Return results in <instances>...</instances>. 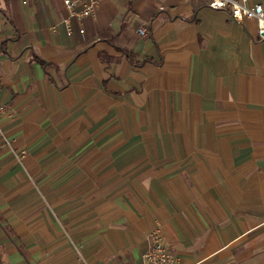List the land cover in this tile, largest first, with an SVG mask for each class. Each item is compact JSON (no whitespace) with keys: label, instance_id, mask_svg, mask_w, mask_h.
Wrapping results in <instances>:
<instances>
[{"label":"crops","instance_id":"crops-1","mask_svg":"<svg viewBox=\"0 0 264 264\" xmlns=\"http://www.w3.org/2000/svg\"><path fill=\"white\" fill-rule=\"evenodd\" d=\"M67 15L0 0V264H145L154 233L172 264H264L256 21L105 0L67 36Z\"/></svg>","mask_w":264,"mask_h":264},{"label":"built area","instance_id":"built-area-1","mask_svg":"<svg viewBox=\"0 0 264 264\" xmlns=\"http://www.w3.org/2000/svg\"><path fill=\"white\" fill-rule=\"evenodd\" d=\"M22 5H28L33 0H18ZM105 0H86L80 9L76 7V0H62L64 7L68 11L66 18L62 20V25L67 36L73 34V22L80 21L91 16L98 5ZM116 1V0H114ZM207 6L213 10L229 11L233 20L241 22L243 20H255L257 24V36L259 40H264V6L261 4L249 3L251 0H202ZM54 28V26L52 27ZM78 33L83 36V29H79ZM138 33L145 35V30L140 29ZM3 111V106L0 103V112ZM0 138H3L0 129ZM4 139V138H3ZM145 264H172V258L166 252L164 242L161 237L154 233L151 236V243L148 250L143 256ZM79 264H89L84 259L80 260Z\"/></svg>","mask_w":264,"mask_h":264}]
</instances>
